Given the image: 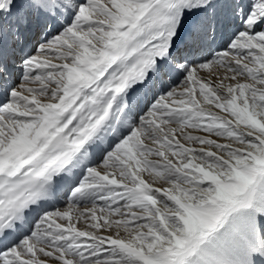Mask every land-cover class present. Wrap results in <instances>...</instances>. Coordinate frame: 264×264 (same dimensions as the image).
<instances>
[{"label":"snow or ice","instance_id":"6c2138e0","mask_svg":"<svg viewBox=\"0 0 264 264\" xmlns=\"http://www.w3.org/2000/svg\"><path fill=\"white\" fill-rule=\"evenodd\" d=\"M0 264H264V0H0Z\"/></svg>","mask_w":264,"mask_h":264},{"label":"rangeland","instance_id":"374dc122","mask_svg":"<svg viewBox=\"0 0 264 264\" xmlns=\"http://www.w3.org/2000/svg\"><path fill=\"white\" fill-rule=\"evenodd\" d=\"M78 226H82V225H78Z\"/></svg>","mask_w":264,"mask_h":264}]
</instances>
